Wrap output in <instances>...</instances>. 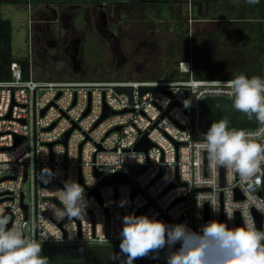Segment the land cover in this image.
Wrapping results in <instances>:
<instances>
[{"label":"built area","instance_id":"1","mask_svg":"<svg viewBox=\"0 0 264 264\" xmlns=\"http://www.w3.org/2000/svg\"><path fill=\"white\" fill-rule=\"evenodd\" d=\"M192 62L180 63L183 80L167 82L40 81L30 64L26 78L14 62L11 80L0 81V175L11 173L0 178V215L8 218V227L20 218L29 241L53 248L120 247L126 215L185 224L201 236L213 221L243 227L240 211L231 219L226 212L232 202L246 200L239 177L230 180L220 168L210 182L207 154L197 147L208 131L203 101L234 100L226 86L233 79H197ZM106 111L112 116L103 119ZM144 137L152 147L135 151ZM257 142L264 144V135ZM119 175L131 182L102 186ZM257 176L251 195L264 202V164ZM68 180L85 190L83 219L53 213L62 207L57 192ZM202 194L216 197V209L199 200ZM250 212L264 231V212L255 206Z\"/></svg>","mask_w":264,"mask_h":264},{"label":"rangeland","instance_id":"2","mask_svg":"<svg viewBox=\"0 0 264 264\" xmlns=\"http://www.w3.org/2000/svg\"><path fill=\"white\" fill-rule=\"evenodd\" d=\"M54 1L34 0L33 11L1 7L13 27V56L28 61L37 80L181 81L180 63L191 58L198 76H251L261 67L264 79V32H258L260 24L264 28V0H157L161 10L156 0ZM23 192L29 193L28 183ZM107 248L76 247L72 259L103 257ZM48 249L42 247L43 256ZM177 250L152 251L145 264H167ZM114 254L127 256L120 248Z\"/></svg>","mask_w":264,"mask_h":264},{"label":"clouds","instance_id":"3","mask_svg":"<svg viewBox=\"0 0 264 264\" xmlns=\"http://www.w3.org/2000/svg\"><path fill=\"white\" fill-rule=\"evenodd\" d=\"M248 2L258 3V0ZM226 86L230 89L228 94L234 97L233 107L246 114L249 120L255 118L259 125H264V79L239 75L227 81ZM261 135H264V127L256 132L230 129L229 119L225 117L214 122L197 145L207 154L210 182H214L220 168L230 180L239 177L246 200L232 202L231 209L226 208V212L231 219L235 211H240L243 227L229 229L226 224L213 221L203 228L201 236L185 224L169 226L146 215H126L120 249L128 257L127 264L177 243L181 247L170 253L167 264H264V231L256 228L250 212L253 206L264 212V202L251 195L253 185L259 183L257 174L264 164V144L257 142ZM84 192L79 183L65 181L63 189L57 192L62 207H54V215L60 219H83L88 206ZM201 199L208 200L216 209L214 195L202 194ZM8 223V218L0 215V264H49L48 258L42 255L41 244L24 236L20 218L11 228Z\"/></svg>","mask_w":264,"mask_h":264},{"label":"trees","instance_id":"4","mask_svg":"<svg viewBox=\"0 0 264 264\" xmlns=\"http://www.w3.org/2000/svg\"><path fill=\"white\" fill-rule=\"evenodd\" d=\"M22 2H27L26 0H0V81H10L12 78L10 67L14 62H17L13 56L12 50V39H13V27L10 21L4 20L1 15V7L4 4H18ZM264 14V13H263ZM248 19V18H247ZM264 19V18H261ZM262 23V22H260ZM264 32L263 25L260 24L259 31ZM21 66L23 71L25 72V77H28V61L18 62ZM263 72L261 67L257 69L254 73L250 75H245L248 78L253 76H259L261 79ZM197 79H235V78H220L218 76H213L212 74H202L200 76L195 75ZM264 195V189H263ZM167 247V246H165ZM181 245L173 246L172 248L180 249ZM49 255L47 258L49 260V264H127L128 257H118L114 254V248L120 247H108V253L104 254L102 257L100 254L94 255V257L81 259V260H73L72 256L74 254L73 249L69 247H62V248H53L48 247ZM98 248V247H96ZM96 254V253H95ZM111 258V259H110ZM110 260H113L110 262ZM115 261V262H114ZM148 261L146 256L139 257L132 261V264H145Z\"/></svg>","mask_w":264,"mask_h":264},{"label":"water","instance_id":"5","mask_svg":"<svg viewBox=\"0 0 264 264\" xmlns=\"http://www.w3.org/2000/svg\"><path fill=\"white\" fill-rule=\"evenodd\" d=\"M155 92V89L151 90ZM119 93H127L131 95V90L119 89ZM147 90L143 89L141 91L142 94L146 93ZM203 120L202 125L204 129L209 130L211 125L214 122H218L219 120L227 117L229 119V128L237 129V130H247V129H255L258 127L259 122L253 118L249 120L247 115L236 110L233 107V102L230 99L225 98H207L203 101ZM112 116V113L106 111L103 119ZM119 131V129H117ZM68 135L64 138L62 142L66 143ZM152 147L151 143L144 137L136 146L135 151L137 152H147ZM131 179L124 176H116L113 178L106 179L102 186L122 184V183H130Z\"/></svg>","mask_w":264,"mask_h":264},{"label":"flooded vegetation","instance_id":"6","mask_svg":"<svg viewBox=\"0 0 264 264\" xmlns=\"http://www.w3.org/2000/svg\"><path fill=\"white\" fill-rule=\"evenodd\" d=\"M27 2H22V3H18V4H4V5H26V6H28V7H31L32 8V11L34 10V8H33V2H34V0H26ZM45 1H47L48 2V0H45ZM54 1V0H53ZM141 2H147V0H140ZM149 1V0H148ZM57 2H59V4H61L60 2L61 1H54L53 3H57ZM161 2L162 1H154V3L156 4V5H158V7H159V10H161ZM36 3H38V2H36ZM3 6V5H2ZM35 23H36V21L33 19V22H32V26L33 25H35ZM30 53H31V51H30Z\"/></svg>","mask_w":264,"mask_h":264}]
</instances>
